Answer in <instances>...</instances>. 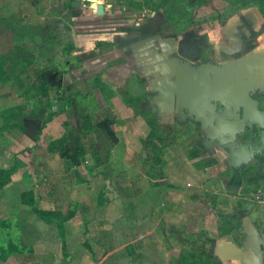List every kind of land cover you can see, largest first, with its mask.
Wrapping results in <instances>:
<instances>
[{
	"label": "crops",
	"instance_id": "0c3cea01",
	"mask_svg": "<svg viewBox=\"0 0 264 264\" xmlns=\"http://www.w3.org/2000/svg\"><path fill=\"white\" fill-rule=\"evenodd\" d=\"M106 1L0 0V264H264V0Z\"/></svg>",
	"mask_w": 264,
	"mask_h": 264
},
{
	"label": "trees",
	"instance_id": "16d2710c",
	"mask_svg": "<svg viewBox=\"0 0 264 264\" xmlns=\"http://www.w3.org/2000/svg\"><path fill=\"white\" fill-rule=\"evenodd\" d=\"M208 0H189L190 3H193V4H196V5H202L204 3H206ZM69 45V50L72 49V46L71 44H68ZM50 117L47 118V120H49ZM85 122V125L82 126V128L87 129L89 130L90 129V124L89 123V120L88 118L84 121ZM67 127V125H66ZM153 128V127H152ZM252 131L254 133V143L257 142V145H259V139H260V131L261 129H258V128H255L253 127L252 128ZM69 134L66 133L64 134L61 138L53 141L50 143L49 145V150L50 151H57V152H62L64 150V146L69 144L70 141H69ZM150 143V147H151V150H155L157 149V145L156 143L154 142H149ZM256 145V146H257ZM149 146V145H148ZM78 154L77 156L78 157H81L83 160L85 158V151H83L82 149H78ZM255 157L256 159L259 161L260 163V169L255 177L256 180L260 179V178H263L264 177V150L262 151H259V152H256L255 153ZM15 171V168L12 167L10 169H6V170H3V169H0V190L3 189L8 183H10L11 181V176L13 175V172ZM21 200L23 201V203L25 205H28L30 207L33 208V210L35 211V213L47 224H51L53 223L52 221V217L55 216L54 213L52 212H45V211H40V210H37L34 208L33 206V201H32V195L30 193H27V192H24L22 193L21 195ZM60 217V215H58ZM72 216V214H69L67 217H63L64 219L56 222V225H57V229L59 230V235L62 239V247H64V241H63V223L65 222V220L69 219L70 217ZM64 220V221H63ZM2 226V223L0 222V227ZM200 241L199 237H196V238H192L190 240V244L195 245L196 243H198ZM17 246H9V247H4V246H1L0 247V259H3V258H6L9 254H12V251L17 250L16 249ZM213 260H214V257H213ZM187 260H183L182 264H187L186 263ZM195 261V260H193ZM215 262V261H214ZM191 264H196V262H193ZM212 264V263H210ZM214 264H218V263H214Z\"/></svg>",
	"mask_w": 264,
	"mask_h": 264
},
{
	"label": "rangeland",
	"instance_id": "374dc122",
	"mask_svg": "<svg viewBox=\"0 0 264 264\" xmlns=\"http://www.w3.org/2000/svg\"><path fill=\"white\" fill-rule=\"evenodd\" d=\"M111 1H116V0H111ZM120 1V0H119ZM133 2H135V5L137 8L141 9V7H143V10L144 8H156L157 5L159 6L158 4V1L159 0H132ZM169 5H171V7L173 9H178L177 11V15L178 17H180V19L183 21V20H188L189 18V11H190V2L189 0H170L169 2ZM105 4H109V0L108 2L106 1ZM189 8V10H188ZM150 10V9H148ZM56 96H60L59 95H56ZM62 96V95H61ZM61 96L58 98L59 100L61 99ZM72 95H66V98L67 97H70ZM181 134V133H180ZM26 176V175H24ZM40 188L43 189V187L41 186ZM10 240V243L12 240H16V239H9ZM21 239H19L20 241ZM24 240L27 242V238L24 237ZM7 241L6 238L0 236V244L3 245L5 242ZM200 242L202 241H199L198 244L199 245H202ZM204 242V241H203ZM207 244H206V243ZM204 243L203 246H200L196 248V250H194V248H190L191 249V252H187V253H184L182 255L183 258H185L187 261H189V257H190V260H192V263L193 262H196V264H214V260H213V255H212V252H210V244L212 245V240H206ZM25 248L28 247L29 243L25 244ZM42 253L38 254V258H40V263L39 264H50L52 263L54 260H56L58 258V256H56V258L54 259V257L52 256H49V255H44ZM78 259L80 260H85V254L83 255H75ZM37 258V260H39ZM49 258V259H48ZM17 261L13 259L12 263L11 264H35V261L36 260V256L33 255V254H28V253H23L21 254L20 256H17L16 257ZM90 260V257L88 258ZM77 261V259H75ZM195 260V261H193ZM49 261V263H48ZM79 262V261H78ZM188 263V262H186Z\"/></svg>",
	"mask_w": 264,
	"mask_h": 264
},
{
	"label": "water",
	"instance_id": "95a60500",
	"mask_svg": "<svg viewBox=\"0 0 264 264\" xmlns=\"http://www.w3.org/2000/svg\"><path fill=\"white\" fill-rule=\"evenodd\" d=\"M92 2H94V0H91ZM103 14V6L102 5H98V15H102Z\"/></svg>",
	"mask_w": 264,
	"mask_h": 264
}]
</instances>
